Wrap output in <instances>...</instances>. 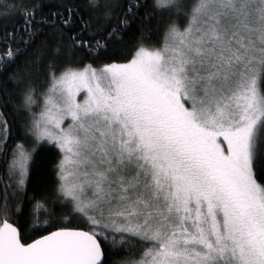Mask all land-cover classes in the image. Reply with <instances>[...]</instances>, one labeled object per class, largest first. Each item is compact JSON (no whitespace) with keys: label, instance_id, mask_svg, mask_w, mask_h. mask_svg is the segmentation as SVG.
Segmentation results:
<instances>
[{"label":"snow or ice","instance_id":"obj_1","mask_svg":"<svg viewBox=\"0 0 264 264\" xmlns=\"http://www.w3.org/2000/svg\"><path fill=\"white\" fill-rule=\"evenodd\" d=\"M0 30V264H264V0H0Z\"/></svg>","mask_w":264,"mask_h":264},{"label":"trees","instance_id":"obj_2","mask_svg":"<svg viewBox=\"0 0 264 264\" xmlns=\"http://www.w3.org/2000/svg\"><path fill=\"white\" fill-rule=\"evenodd\" d=\"M52 2L54 3L55 0H52ZM3 40H4L3 30H0V50L4 48ZM41 157L43 160L42 169H41L43 173L42 178L45 179L49 184H51L54 182L56 176L54 169H55V165L57 164V161L60 158L59 150L56 148L55 145H46V151L41 153ZM68 226H72V225H68ZM34 238H36L35 234L30 236L29 240Z\"/></svg>","mask_w":264,"mask_h":264},{"label":"rangeland","instance_id":"obj_3","mask_svg":"<svg viewBox=\"0 0 264 264\" xmlns=\"http://www.w3.org/2000/svg\"><path fill=\"white\" fill-rule=\"evenodd\" d=\"M78 96H79L80 99H83V95H82V94H78ZM38 99L40 100V104L42 105V103H43L42 98L38 97ZM33 110H34V111H39V110H40V106L38 105V106H37L36 108H34ZM68 123H71V121L68 120V119L66 118V121H65V123H64V126L67 127V124H68Z\"/></svg>","mask_w":264,"mask_h":264}]
</instances>
